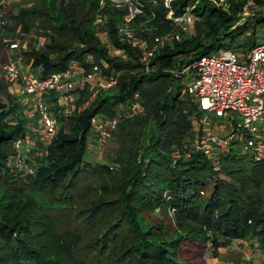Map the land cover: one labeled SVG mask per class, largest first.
<instances>
[{
  "label": "trees",
  "instance_id": "16d2710c",
  "mask_svg": "<svg viewBox=\"0 0 264 264\" xmlns=\"http://www.w3.org/2000/svg\"><path fill=\"white\" fill-rule=\"evenodd\" d=\"M250 1L264 5L170 0L166 7L164 0H143V12L130 27L148 44L177 29L168 13L188 9L194 17L191 33L172 47H159L148 70L141 50L120 39L124 9L109 0H35L17 13L0 4V264H87L81 256L85 244L101 253L102 264H208V251L215 256L234 239H255L264 251V161L231 148L212 158L201 151L186 156L200 112L185 92V75L175 73L212 52L221 38L229 43L215 50L253 47L264 14L251 25L242 21ZM98 17L114 53L97 36ZM20 25L46 39L43 47L30 43L18 53L42 76L63 71L71 61L102 63L106 73H119L113 91L90 103L82 97L67 120L59 118L46 149L34 141L29 149L35 159L28 160L25 175L11 158L16 143L28 149L30 139L20 115L8 120L19 103L2 71L9 47L1 30ZM135 93L139 108L130 115L126 108ZM96 114L115 116L117 123L99 148L102 159L91 162L85 155ZM156 211L161 214L154 217Z\"/></svg>",
  "mask_w": 264,
  "mask_h": 264
},
{
  "label": "built area",
  "instance_id": "2783aa9c",
  "mask_svg": "<svg viewBox=\"0 0 264 264\" xmlns=\"http://www.w3.org/2000/svg\"><path fill=\"white\" fill-rule=\"evenodd\" d=\"M109 1L124 9L118 35L141 50V61L146 70L150 68L148 63L155 51L180 42L194 21L188 9L180 15L170 12L167 18L177 29L155 36L148 44L130 27L133 19L143 12V0ZM164 5L169 7L170 0H164ZM5 41L9 50L8 59L2 65L4 79L10 85H19L20 94L26 95L28 103L33 104L42 125V133L38 137L43 149L56 136L61 123L59 118L65 121L74 113L75 103L82 92L90 103L102 92L113 91L118 84V72L106 73L102 63L92 61L89 65L71 61L63 71L42 76L38 68L24 66L21 56L13 53L16 44H10L9 39ZM191 69L194 73L186 84L185 92L197 100L200 118L196 124L195 140L186 156L201 151L212 158L231 148L255 162L264 161V38L257 40L250 49L224 46L202 54L175 73L185 75ZM138 100L139 95L135 93L134 99L128 102L126 110L130 115L138 110ZM91 123L92 136L101 147L110 138L117 118L96 114ZM36 138L34 134L29 138L28 149L26 144L18 141L28 155Z\"/></svg>",
  "mask_w": 264,
  "mask_h": 264
},
{
  "label": "crops",
  "instance_id": "0c3cea01",
  "mask_svg": "<svg viewBox=\"0 0 264 264\" xmlns=\"http://www.w3.org/2000/svg\"><path fill=\"white\" fill-rule=\"evenodd\" d=\"M34 1L35 0H0V4L11 9L13 13H17L20 8L28 7L32 5ZM32 32V28L28 32V29H23L21 25L13 31L7 29L1 30V33L7 36L13 35V40L16 41L13 42L14 44L18 45V50L28 49V46L31 43L28 42V37ZM34 37L38 40V46H42L46 43V39L44 36L36 34ZM23 65L26 66L24 63ZM36 68H38L39 72H41L40 67ZM10 91L14 94L15 97H17V101L20 105H22L23 103L27 107L24 108V111L20 114L23 119L28 120L25 121L26 129H31V131L34 132V135L36 134V137L37 135L39 136V133L41 131L40 127L42 128V125L37 118L33 104L28 103V98L26 95L20 94L19 85H10ZM30 119L31 122L29 121ZM36 139L37 141L35 142V144H38L37 142H41V139H39L38 137ZM206 261L208 264H264V251L260 249L255 239H234L230 241L226 246L220 247L217 250L215 256H213L212 253L208 251Z\"/></svg>",
  "mask_w": 264,
  "mask_h": 264
},
{
  "label": "rangeland",
  "instance_id": "374dc122",
  "mask_svg": "<svg viewBox=\"0 0 264 264\" xmlns=\"http://www.w3.org/2000/svg\"><path fill=\"white\" fill-rule=\"evenodd\" d=\"M257 14H264V5H258L256 4L254 1H250L248 3V5L246 6L245 8V12H244V18L242 19V21H244L245 19L249 20V23L251 25V23H255L254 21V17L255 15ZM94 24H96L97 26V36L105 43V45L110 49V51L112 53H114V48L112 46L109 45V42L107 41V36H106V32L103 31V25H102V20L98 17V19L95 20ZM193 28V27H192ZM192 28H190V31L189 33H191L192 31ZM34 28H32V33L31 35L28 37V42H31V44H35L37 45V42L38 40L35 39V32L33 30ZM31 30V28H30ZM28 30V32L30 31ZM23 32V31H22ZM249 32H251V30H249ZM42 36V35H40ZM8 39L10 40V44H14L13 40V35H9L7 36ZM245 37V35H243L242 37L239 38V41L241 42L242 40H244L243 38ZM256 37H257V40H261L262 38H264V26H258L257 29H256ZM246 39V38H245ZM16 42V41H15ZM229 43V37L227 38H221L219 41H216L214 43V49H212L211 51L213 52L215 50V48H218L220 43ZM17 45V44H16ZM15 45V46H16ZM38 46V45H37ZM44 45H40L39 47H43ZM19 47L18 45L14 48L13 50V53L17 54L20 50H18ZM1 50H0V56H1ZM22 55V54H21ZM23 63V62H22ZM193 73H194V70L191 69L189 70V72L187 74H185L184 76V80H185V83H188L191 81L192 79V76H193ZM12 93V92H11ZM0 95H3V97H5V95L2 93ZM82 97H85L86 96L84 95H81V98ZM21 106H22V109H21ZM77 102L75 103V108L77 107ZM24 108H27L26 105H24L22 103V105L19 104V107H18V112L17 114L15 115H11L8 120L9 121H12V122H16V117L19 116L21 114V112L24 111ZM29 112V111H28ZM235 118V117H234ZM25 121H28L27 119H24ZM31 122V119L29 120ZM60 126V125H59ZM59 129V128H58ZM40 133L39 135L42 133V128L40 127ZM26 133H27V136L30 138L31 136H33L34 132L31 131V129L27 130L26 129ZM36 135V134H35ZM88 135L95 140H97L94 136H92V133H91V129L89 130V133ZM38 137V135H37ZM40 137V136H39ZM38 137V138H39ZM25 141V140H24ZM30 141V140H29ZM92 141L89 143L88 145V150H87V153H86V158L91 161V162H96V161H99L102 159V156L100 154V150H99V146H98V141ZM31 142V141H30ZM38 144H41V142H37ZM42 145V144H41ZM97 147V148H96ZM241 154V152H240ZM28 158H30L31 160H34L35 158H33V155L32 154H29L28 155V152L27 150H25L23 148V144H20V143H16V154L11 158L12 160V164L19 170L21 171V173H23L25 175V173H29L31 171L30 169V163L28 161ZM36 165H38L40 163V161H37L35 162ZM161 213L159 211H156V214H154L153 216L154 217H157L159 216ZM168 218L170 219V221L173 223V220L171 219V214H168ZM174 224V223H173ZM100 254H97V250H95L92 246L88 245V244H85L81 250V256L85 259V261L87 262V264H102L101 261H100ZM207 256V255H206Z\"/></svg>",
  "mask_w": 264,
  "mask_h": 264
}]
</instances>
